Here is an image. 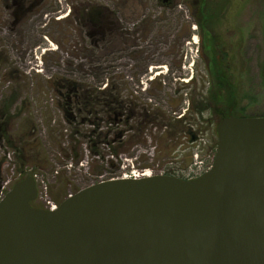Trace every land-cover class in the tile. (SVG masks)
<instances>
[{"label": "rangeland", "instance_id": "374dc122", "mask_svg": "<svg viewBox=\"0 0 264 264\" xmlns=\"http://www.w3.org/2000/svg\"><path fill=\"white\" fill-rule=\"evenodd\" d=\"M37 1H24V5ZM161 1L41 0L23 15L13 14L0 0V118L3 112L9 115L8 129L0 128L1 196L17 181L36 175L59 204L91 184L113 178V173L114 177H134L145 171L171 170L185 177L191 167L199 170L212 164L222 118L264 116V0H208L214 19L204 28L197 22L202 0L166 1L178 3L175 7ZM85 3L112 9L128 31L129 42L125 43L127 35L97 42L110 47L107 52L92 46L73 17ZM195 34L197 44L192 40ZM215 57L219 60L214 65ZM57 76L91 85L118 79L126 93L159 92L155 99L162 110H171L172 99L177 106L182 101L178 112L188 106L193 112L201 109L195 117L202 126L201 138L188 145L179 134L172 143L177 142V157H162L157 155L153 135L164 122L158 131L145 123V141L134 143L119 158H112V147H102L105 159L98 161L90 156L86 139L72 138L74 125L58 107L60 93L51 86L50 79ZM219 92L222 102L214 96ZM160 121L157 116L156 122ZM136 129L137 125L131 137L139 134ZM191 150L192 160L188 158ZM111 159L118 171L111 172ZM145 164L152 169H140ZM94 171L103 174L95 176ZM32 203L46 208L39 194Z\"/></svg>", "mask_w": 264, "mask_h": 264}, {"label": "water", "instance_id": "95a60500", "mask_svg": "<svg viewBox=\"0 0 264 264\" xmlns=\"http://www.w3.org/2000/svg\"><path fill=\"white\" fill-rule=\"evenodd\" d=\"M193 179L113 177L35 207V177L0 201V264H264V116L217 125Z\"/></svg>", "mask_w": 264, "mask_h": 264}, {"label": "trees", "instance_id": "16d2710c", "mask_svg": "<svg viewBox=\"0 0 264 264\" xmlns=\"http://www.w3.org/2000/svg\"><path fill=\"white\" fill-rule=\"evenodd\" d=\"M10 1L12 4L14 0ZM15 1L17 2V0ZM223 1L224 0L221 2ZM40 2L41 0L31 5V7L27 9V12L30 13L34 8H37ZM208 2V0H202V4L200 3L198 5L199 7L195 6L198 7L197 11L201 12L200 20L197 21L199 27L204 28L205 23L209 26V19H214V13L212 14ZM4 3L5 8L9 10L11 7L9 0H4ZM177 4L178 3L168 6L175 7ZM98 8H100L101 14L110 12V8L106 5L99 6ZM117 27L118 25H116V28ZM116 28H114L115 31ZM114 29H111V31ZM214 40H216V38ZM218 60V58H214V65ZM219 79L222 81V78L219 77ZM50 80L51 86L56 88L60 93L61 98L57 101L58 107L63 110L66 120L74 125L72 138L77 135L86 139L84 143L87 145V148H89L90 156L98 161L100 159H105L102 147H112V158H119L122 153L130 150L132 147L131 145L143 141V133L145 128H147L144 125L145 123H150L152 126H156L158 131L157 126L162 125V122H164L163 128L160 127L159 131L153 135L157 144V155L159 156L165 154L167 158L168 156L177 157V142L176 144L172 143L179 134L185 137L188 145L197 144L201 138L200 133L202 131V126H199V122L197 121L196 123L195 121V117L201 114V109L197 112L194 109L195 112H193L190 111L191 108L188 106L187 110L184 112H182L184 108L178 112V108L182 107H179L182 101H179L177 106V101L172 99L169 102L171 110H162L159 108L157 100L155 99L159 96V92L155 93L151 91L149 94L126 93L122 90L120 85V81L122 80L118 81V79L110 78L103 81L102 85L82 83L71 77L61 78L57 76ZM154 80L156 81V78L153 79V82ZM123 82L126 83V81ZM159 84L161 85V82H159ZM222 90V87H220L219 91L222 92ZM220 92L218 94L215 93L214 96L222 102V100H220ZM157 116L161 117L162 121L156 122ZM8 117L9 115L3 112L0 118L1 130L8 129ZM87 125L90 128L84 129L85 127L87 128ZM136 125L138 126L136 131H139V134H134L131 137L130 131H132ZM104 127L107 128V130H105ZM135 136H137L136 140L132 141ZM193 155L194 150L189 151L188 158L192 160ZM81 157L82 156L79 155L78 158L82 159L83 157ZM110 163L112 165L111 167L114 168V171L111 172L119 170V167H114L115 164L113 159L108 160V164ZM147 168L152 167L148 164L140 167V169ZM167 172L176 173V171L171 170H167ZM102 174L103 171L101 173L94 171L95 176H100ZM114 176L115 174L113 173L111 177Z\"/></svg>", "mask_w": 264, "mask_h": 264}, {"label": "flooded vegetation", "instance_id": "af4514ba", "mask_svg": "<svg viewBox=\"0 0 264 264\" xmlns=\"http://www.w3.org/2000/svg\"><path fill=\"white\" fill-rule=\"evenodd\" d=\"M24 1L28 2L30 0H17V2L14 0L13 3L10 4L11 6L10 9L11 8L13 9V14H19V13H24L23 15H25L26 13L28 14L27 9L31 7V5L25 6ZM163 1L165 3L161 1V4L163 3L162 5L168 6L171 4H175V3L166 2L167 0H163ZM99 6L102 5H98V4L94 5L91 3L82 4L81 6L77 7V9L75 10V15H73V17L76 16V21L83 27L85 31V36L91 41L92 43L91 45L97 47L98 50L104 49V51L107 52L106 49H110V47L105 48V44L101 45L100 47L98 46L97 42L98 43L106 42L108 39L110 42L111 40L113 42L116 41V39H118L119 37H123L124 35L125 36L127 35L125 43L129 42L128 40L129 33L127 30H125V26L122 25V23L118 20L116 13L112 9H110V12L101 14V10L100 8H98ZM116 25H118L117 28ZM114 28H116V31ZM111 29L114 30L111 31Z\"/></svg>", "mask_w": 264, "mask_h": 264}, {"label": "built area", "instance_id": "2783aa9c", "mask_svg": "<svg viewBox=\"0 0 264 264\" xmlns=\"http://www.w3.org/2000/svg\"><path fill=\"white\" fill-rule=\"evenodd\" d=\"M194 42L195 43L198 42V40H197L196 37L194 38ZM211 165L212 164H210V166H208L207 168H203V166H202L199 170H196L193 167H191L190 170L187 169V171L189 172V174H187L186 177H188V178L196 177V176L202 174L203 172H205L206 170H208L211 167ZM146 172H148L149 174H151L150 171H145L143 173H146ZM163 173H166V171L163 170L160 174H163ZM35 177H36V179L38 178L37 175ZM37 182H38V187H39V193H38L39 194V199H41V200H43L45 202L46 209L55 210L57 208V206H58V203L55 202L54 200H52L48 196V194H47V192H48L47 185L45 184V182L43 180H41L39 182L38 179H37ZM2 198H3V195L2 196L0 195V200Z\"/></svg>", "mask_w": 264, "mask_h": 264}, {"label": "bare ground", "instance_id": "6f19581e", "mask_svg": "<svg viewBox=\"0 0 264 264\" xmlns=\"http://www.w3.org/2000/svg\"><path fill=\"white\" fill-rule=\"evenodd\" d=\"M144 175H149V173L148 172H146V173H141V174H138V175H135L136 177H140V176H144Z\"/></svg>", "mask_w": 264, "mask_h": 264}]
</instances>
